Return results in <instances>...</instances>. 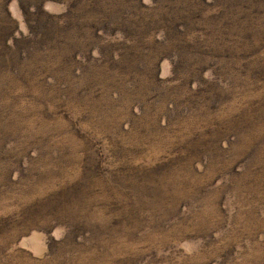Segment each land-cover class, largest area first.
I'll return each instance as SVG.
<instances>
[{"label":"rangeland","instance_id":"obj_1","mask_svg":"<svg viewBox=\"0 0 264 264\" xmlns=\"http://www.w3.org/2000/svg\"><path fill=\"white\" fill-rule=\"evenodd\" d=\"M0 264H264V0H0Z\"/></svg>","mask_w":264,"mask_h":264}]
</instances>
